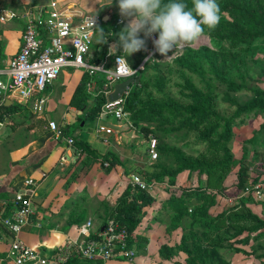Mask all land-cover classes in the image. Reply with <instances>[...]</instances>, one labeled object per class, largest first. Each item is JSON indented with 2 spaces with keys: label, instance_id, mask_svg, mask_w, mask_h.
Returning a JSON list of instances; mask_svg holds the SVG:
<instances>
[{
  "label": "crops",
  "instance_id": "crops-1",
  "mask_svg": "<svg viewBox=\"0 0 264 264\" xmlns=\"http://www.w3.org/2000/svg\"><path fill=\"white\" fill-rule=\"evenodd\" d=\"M62 1V5L67 7L70 15L95 14L100 16L102 22L99 27L103 30L116 28L119 33L124 26L123 24L116 25V20L120 17L118 0H113L110 6H108L110 0ZM45 4L46 0H0V17L2 11L16 14L13 19L5 22L0 21L1 69L8 68L10 59L19 51L21 33L28 14L34 13L37 7ZM74 21H76L75 18ZM40 38L48 44L44 34H41ZM90 53L93 60L96 61L100 60L104 54L103 44L97 43V35ZM112 53L124 56L115 48L112 49ZM141 54L142 52H140ZM145 54L146 51L141 59ZM130 59V56L126 57L128 63ZM129 65L136 66L131 63ZM84 75L79 70L64 69L51 86L32 97L25 104H19L13 100H6L2 103L6 107L14 104L19 107L15 106L14 113L5 115L3 120H0V198L11 199L28 178L39 183L35 197V217L31 223L23 227L20 237L27 245L45 257L50 256L57 246L65 244L69 239H84L87 234H81L80 228L87 221L92 222L90 232H94L98 228L101 229L104 226L102 224L104 213L98 209L100 203L114 205L124 189L130 185L133 175L144 178V173L152 170V166L150 167L145 159H139L138 144H135L137 147L132 144L136 135L132 134L131 124L127 120L119 121L110 116L102 119L97 118L92 123L80 122L79 116L82 111L72 107L70 102ZM100 121L120 126L127 125V129L121 133L112 132L107 135L99 131ZM49 122H56L60 131H64L59 138L54 137V132L49 129ZM70 136L77 138V141L84 140L99 155H114L121 164L109 172L105 171L106 164L101 166L100 162L95 159L86 158V155L81 153L75 145L69 146L67 139ZM253 147V166L251 168L248 166L253 173V179L249 175V182L256 183L264 181V157L256 153L254 144ZM255 153L259 157L258 159L255 158ZM62 159L64 160L62 161ZM134 168L140 174L135 172L127 174L126 170L132 171ZM191 174L189 171L185 175L181 174L180 177L179 174L176 186L171 188L190 186L183 185L181 182L187 181ZM196 177H198L197 174ZM156 186L166 188L163 184H156ZM161 200L162 198H160V202ZM261 207L260 211H262L263 217L253 213V216L260 221L264 220V204ZM148 209H146L144 217L148 216ZM154 216L155 213L153 217H148L147 223L154 220ZM98 221L100 225L97 224ZM255 227L256 223L253 227V232H257L255 238L264 241V238H258V234L264 232V228L255 229ZM138 229L132 236L133 247L136 249L146 245V249L143 251L144 260L138 256L134 262L115 259L105 264L149 263L151 255H154V261L160 262L162 260L161 257L159 258L161 246L166 245L172 248L180 243L178 241L176 244L167 245L162 242L156 247L155 241L159 234L150 231L148 233L138 232ZM180 233L182 236V232ZM145 235H147V239L142 242L141 238ZM10 240V236L0 238V264H15L13 259L7 255ZM71 264L103 263L100 260L75 259Z\"/></svg>",
  "mask_w": 264,
  "mask_h": 264
},
{
  "label": "trees",
  "instance_id": "trees-1",
  "mask_svg": "<svg viewBox=\"0 0 264 264\" xmlns=\"http://www.w3.org/2000/svg\"><path fill=\"white\" fill-rule=\"evenodd\" d=\"M187 3L189 7L192 6L191 0H187ZM217 3L222 13L221 21L216 29L210 32L211 37L231 44L264 41V0H217ZM109 30L104 29L105 34ZM112 31L114 34L117 33L116 28H112ZM117 38L114 35L112 42ZM173 63L180 68L184 79V84L180 87L184 91L181 92V96L185 101L166 95L162 91L164 83L159 78L155 79L153 87L162 94V98L155 99L151 94L146 99L142 98L143 91L149 86L148 76L145 74L149 69H156L157 64L153 67L145 66L139 73L140 83L131 86L125 97L124 112L129 117V123L131 127L138 126V131L147 137L152 130L140 125L142 121L159 119L169 123L176 121L188 131H196L198 139L201 142H208L220 160L206 162L187 156L180 149L162 143L164 136L160 137L156 131H153L160 159L152 164L151 172L144 173V180L147 184L165 185L168 194L167 198L161 200L154 219L161 220L168 216L173 219V223H179L182 231L180 243L172 248L161 246L159 255L162 260L169 261L178 252H182L186 255L185 264H223L216 247L204 241L221 215L212 216L203 202L208 188H211L210 176L216 172L221 173L218 180L224 172L238 165L234 186L238 191H243L250 183L249 167L245 161L246 154L243 153L237 160L232 152V127L250 113L264 112V89L254 85L249 87L244 76H239L240 82H237L235 78L223 75L215 63L211 50L206 47L194 49L187 46ZM186 72L197 76L204 87L194 84ZM207 74L213 75L215 82L207 80ZM87 80L88 77L84 75L70 105L82 111L79 116L80 122L92 123L98 118L106 99L103 93L90 99L85 90ZM98 85L103 86L102 79L98 81ZM221 85L224 87L221 93L222 100L235 108L227 117L216 112L213 105L216 97L213 91ZM244 91H251L252 97L241 102L233 95ZM15 106L18 105L6 107L0 104V120H3L5 115L14 113ZM60 132L61 135L64 133L63 130ZM164 133L167 135L170 130ZM70 137L73 139V145L85 154L86 158L95 159L101 166L107 164L105 171L109 172L121 164L114 155H99L84 140L77 141V138ZM164 158L166 161H162ZM185 171L197 174V184L171 188L176 186L178 175ZM203 176L206 177L205 184L201 181ZM156 199L153 193L128 185L114 205L100 203L99 209L104 213L102 224L105 225L107 220L112 219L118 229L126 232L127 247H132V234L137 231L146 209L151 208ZM241 217L244 220H253L256 223L255 229L264 228V220L260 221L250 214ZM3 236L9 237V234L0 227V238ZM258 238H264V232H260Z\"/></svg>",
  "mask_w": 264,
  "mask_h": 264
},
{
  "label": "built area",
  "instance_id": "built-area-1",
  "mask_svg": "<svg viewBox=\"0 0 264 264\" xmlns=\"http://www.w3.org/2000/svg\"><path fill=\"white\" fill-rule=\"evenodd\" d=\"M62 2L46 0L45 5L28 14L21 33L19 51L10 59L8 68H0V104L6 100L25 104L51 86L62 70L73 69L83 72L88 77L85 90L90 98L100 93L104 94L106 100L101 106L98 119L111 116L122 121L125 118L124 101L128 93L119 101L110 103L107 96L113 91V86L128 78L137 77L146 64L153 63L163 56L154 51L150 38L147 40V51L142 62L135 67L129 65L132 68L129 72L123 63L117 65V57L123 58L122 54H113L112 51L109 53V45L112 44L114 36L111 29L106 32L108 42L103 44L102 58L98 61L93 60L90 52L96 37V29L92 28L88 21L96 16V26L99 27L102 18L95 14L70 15ZM15 17L16 14L13 12L2 11L0 21L5 22ZM116 25H122L121 17L116 20ZM41 34L46 36L48 44L40 38ZM156 37L154 34L153 38ZM150 54L151 59H146ZM100 79L103 81L102 87L98 85ZM48 125L54 132V137L59 138L61 132L57 123L49 122ZM99 131L107 135L112 134L110 129L103 126H99ZM67 143L72 146L73 139L69 137ZM156 145L153 138L147 148L149 158L154 161L158 159ZM130 185L143 191H151L156 187V184L145 183L139 175L131 177ZM38 187L39 183L36 180L28 178L11 199L0 198V227L11 238L7 255L15 264H71L75 259L100 260L103 264L115 259L134 262L136 258L134 247H127L126 232L118 229L112 219L107 220L101 230L98 228L94 232H90L92 222L87 221L80 228L81 234H87L84 239H69L65 244L57 246L50 256L45 257L27 245L20 234L23 227L31 223L35 217ZM243 193L262 198L264 181L250 182Z\"/></svg>",
  "mask_w": 264,
  "mask_h": 264
},
{
  "label": "rangeland",
  "instance_id": "rangeland-1",
  "mask_svg": "<svg viewBox=\"0 0 264 264\" xmlns=\"http://www.w3.org/2000/svg\"><path fill=\"white\" fill-rule=\"evenodd\" d=\"M210 32L211 31L205 28L202 38L190 45V47L194 49L200 47L210 49L215 63L223 75L235 78L237 82H240L239 76H244L249 87L254 85L260 89H264V41H258L252 44H231L228 41H219L211 37ZM156 35L158 36V33ZM184 48L177 51L174 58L171 60L162 61L164 59V57H162L158 58L153 63L150 62L146 64V66L149 65L151 67H153L154 64L157 65L156 69H149L145 74V76H148L149 86L143 91L142 98L146 99L149 94L155 99L162 98V94L153 87L155 79L159 78L164 83L162 91L166 95L181 100L182 102L185 101L181 96L183 90L180 87V85L184 84V79L181 76L180 68L173 63L174 60L182 54ZM140 52H142L141 55ZM140 52L132 54L130 56V61L128 60L129 63L138 65L142 62L143 59H141V57H143L145 51ZM169 55H171V53H169ZM186 75L189 76L192 82L198 87H204V84L200 82L197 76L188 72H186ZM206 78L207 80L210 79L215 82L214 76L211 74H207ZM213 84L216 86L215 83ZM223 91L224 87L222 85L214 89L213 92L216 94V97L213 105L216 112L227 117L234 112L235 108L222 100L221 93ZM233 95L242 102L251 98L252 92L244 91ZM123 120L129 122L128 115L125 114ZM139 124L150 128L152 132L146 137L138 131V126L132 127V134L136 135L132 144H134V146L138 144L137 155L139 159H145V161L150 164V167L160 159L158 157L155 161L151 160L147 154L148 143L151 139L155 138L153 136V131H156L157 135L160 137L164 136L162 138V143L180 149L187 156L198 158L206 162L220 160L217 153L210 148L208 142H201L198 139L196 131H188L187 128L178 124L176 121L169 123L159 119L142 121ZM166 130H170V133L167 135L164 133ZM232 131V152L234 156L238 160V158L245 153V161L247 166L251 168L253 166V144L255 150H257L256 153L264 157V112L258 111L246 115L242 121L238 120L233 125ZM135 147H137V145ZM256 153L254 156L258 159L259 157L256 156ZM162 161H166V159L164 158ZM148 169L150 170L151 168ZM136 170V168L132 171L128 169L126 172L127 174L134 172L140 174V172ZM237 170L238 165L233 166L230 171L224 172L218 180L217 178L221 174L220 172H216L210 176L209 186H211V188H208L203 204L212 216L221 215V217L215 222L213 229L209 232L204 241L216 247L220 261L223 264H264V241H259L255 238L257 235V232H253L255 222L253 220H244L241 217L247 214L253 215V213L258 214L259 217H263L260 209L264 204V196L262 198H255L253 195L243 194V192L238 191L234 186L237 180ZM187 172L188 171L183 172L184 175ZM183 173L181 174L183 175ZM248 173L250 178L253 179L252 171L249 170ZM197 179L196 173H192L187 181H183L184 183L180 182L183 185L195 186L197 184ZM142 180L145 182L144 178H142ZM201 181L205 184L206 177L203 176ZM146 192H153L158 198L154 202V208L152 209L151 207L148 209V216L142 219L138 232L148 233L150 231L159 234L155 241L156 247L162 242L167 245L176 244L180 241V232H182L178 222L173 223V219L168 216L161 220L152 219L149 223L146 221L148 217H153L156 210L160 207V198L164 199L168 197L164 186H156L153 190ZM97 224L100 225V222L98 221ZM141 239L143 242V240L147 239V235L143 236ZM259 243H261L262 246L259 245ZM145 247L146 245L143 247L141 246V248H134L136 257L141 256L144 260L143 251L146 249ZM153 256L154 255L150 256L149 263L143 262V264H185L186 260V255L182 252H178L170 262L165 260H161L160 262L154 261Z\"/></svg>",
  "mask_w": 264,
  "mask_h": 264
},
{
  "label": "clouds",
  "instance_id": "clouds-1",
  "mask_svg": "<svg viewBox=\"0 0 264 264\" xmlns=\"http://www.w3.org/2000/svg\"><path fill=\"white\" fill-rule=\"evenodd\" d=\"M113 0H110L109 5ZM118 0L119 15L124 25L115 43L109 45L123 51V58L117 57L131 72L126 57L140 51H147L146 42L152 38L154 51L164 57L162 61L174 58L177 51L199 41L207 28L213 31L221 21V9L217 0ZM96 29L97 43L108 42L104 30L96 26V16L88 21ZM156 38L154 34H157ZM171 53V55H169ZM146 59H151V54Z\"/></svg>",
  "mask_w": 264,
  "mask_h": 264
},
{
  "label": "water",
  "instance_id": "water-1",
  "mask_svg": "<svg viewBox=\"0 0 264 264\" xmlns=\"http://www.w3.org/2000/svg\"><path fill=\"white\" fill-rule=\"evenodd\" d=\"M118 50L120 53H123L122 48ZM140 80H141V75H138L135 78L131 77L120 83L115 84L113 86V91L109 93L107 96L108 102L113 103L125 97V95L128 93L131 86L139 84ZM99 126H103L107 129H110L115 134L121 133L122 131L127 129V125L120 126V125L112 124V123L105 122V121H100Z\"/></svg>",
  "mask_w": 264,
  "mask_h": 264
}]
</instances>
